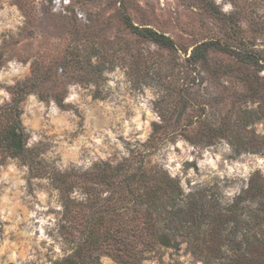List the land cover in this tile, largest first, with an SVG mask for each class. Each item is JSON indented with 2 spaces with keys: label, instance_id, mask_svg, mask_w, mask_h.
Returning <instances> with one entry per match:
<instances>
[{
  "label": "rangeland",
  "instance_id": "1",
  "mask_svg": "<svg viewBox=\"0 0 264 264\" xmlns=\"http://www.w3.org/2000/svg\"><path fill=\"white\" fill-rule=\"evenodd\" d=\"M16 122L28 151L0 142V264L61 259L55 173L134 151L231 206L264 185V0H0V136ZM144 264L206 263L185 241Z\"/></svg>",
  "mask_w": 264,
  "mask_h": 264
},
{
  "label": "trees",
  "instance_id": "2",
  "mask_svg": "<svg viewBox=\"0 0 264 264\" xmlns=\"http://www.w3.org/2000/svg\"><path fill=\"white\" fill-rule=\"evenodd\" d=\"M147 34L174 47L169 36L152 29ZM16 124L1 133L0 142L13 156H22L27 138ZM135 152L118 162L55 173L53 186L63 198L60 230L68 227L64 237L72 245L51 264H101L102 255L118 264H144L154 252L179 250L185 241L206 264H264V185L258 175L231 206L223 207L207 190L185 194L178 178L144 159L147 153L141 158ZM75 188L82 196L73 195ZM246 200L258 201L261 208L242 216L238 205Z\"/></svg>",
  "mask_w": 264,
  "mask_h": 264
}]
</instances>
